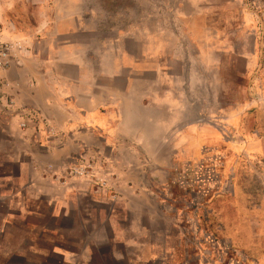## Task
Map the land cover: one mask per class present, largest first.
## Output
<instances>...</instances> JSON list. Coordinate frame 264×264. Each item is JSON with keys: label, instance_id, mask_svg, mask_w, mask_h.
<instances>
[{"label": "crops", "instance_id": "1", "mask_svg": "<svg viewBox=\"0 0 264 264\" xmlns=\"http://www.w3.org/2000/svg\"><path fill=\"white\" fill-rule=\"evenodd\" d=\"M10 1L0 0V42L10 45L0 68V202L8 199L4 212L0 204V264H48L54 253L63 264H90L91 247L109 241L137 246L139 263L164 260L171 250L148 239L146 227L165 223L167 191L200 141L193 78L182 73L176 41L151 44L143 28L141 35L116 28L115 39L103 37L101 24L84 19L81 0L72 8L52 0L51 11L45 0H31L23 21ZM76 164L83 174L69 172ZM42 208L52 222L45 232L91 209H98L91 224L100 230L78 251L44 232L7 235L16 217L27 229L41 226L25 219L44 215ZM107 226L111 235L100 228ZM43 237L45 249L36 248Z\"/></svg>", "mask_w": 264, "mask_h": 264}, {"label": "rangeland", "instance_id": "2", "mask_svg": "<svg viewBox=\"0 0 264 264\" xmlns=\"http://www.w3.org/2000/svg\"><path fill=\"white\" fill-rule=\"evenodd\" d=\"M63 3L69 8L77 4ZM31 4L11 0L8 5L23 21ZM45 5L56 9L52 0ZM80 5L89 24L104 28L103 37L115 39L116 28L141 35L143 28L151 44L176 41L182 73L193 78L200 140L193 141L195 160L182 167L167 191L165 223L146 227L148 239L171 250L162 251L165 259L139 263L132 256L137 246L109 241L91 247L90 264H264V0H81ZM7 201L0 202L3 212ZM103 208L108 212L110 204ZM91 210V215L75 211L70 219L58 220L64 228L52 234L44 231L52 222L42 208L44 215L25 219L41 221V226L27 229L23 218L16 217L7 235L44 232L53 242L78 251L89 243L92 230H100L91 224L98 209ZM81 217L89 218L86 226L72 225ZM100 228L111 235L110 226ZM45 245L44 237L34 243L36 248ZM113 251L127 256L113 258ZM47 260L63 264L56 253Z\"/></svg>", "mask_w": 264, "mask_h": 264}, {"label": "built area", "instance_id": "3", "mask_svg": "<svg viewBox=\"0 0 264 264\" xmlns=\"http://www.w3.org/2000/svg\"><path fill=\"white\" fill-rule=\"evenodd\" d=\"M9 49H10V45L9 44H7V43H1L0 42V68H2V67H5L6 65H7V63H8V57H9ZM34 114H29L28 115V117H33V118H35L34 116H33ZM32 118V119H33ZM34 120V119H33ZM35 121V120H34ZM20 125L22 126V127H25V126H27V122L26 121H22L21 123H20ZM69 172L71 173V174H75V175H81V174H83L84 173V167H83V165L82 164H76V165H73L71 168H70V170H69Z\"/></svg>", "mask_w": 264, "mask_h": 264}]
</instances>
